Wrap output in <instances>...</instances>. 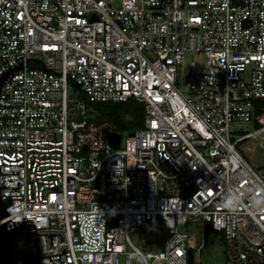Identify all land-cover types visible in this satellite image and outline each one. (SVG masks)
<instances>
[{"label":"built area","instance_id":"built-area-1","mask_svg":"<svg viewBox=\"0 0 264 264\" xmlns=\"http://www.w3.org/2000/svg\"><path fill=\"white\" fill-rule=\"evenodd\" d=\"M4 75L0 223L27 224L41 264H194L190 222L224 264H264V167L238 149L264 125L230 137L260 117L264 0H0ZM68 83L141 104L142 126L69 105Z\"/></svg>","mask_w":264,"mask_h":264},{"label":"rangeland","instance_id":"rangeland-1","mask_svg":"<svg viewBox=\"0 0 264 264\" xmlns=\"http://www.w3.org/2000/svg\"><path fill=\"white\" fill-rule=\"evenodd\" d=\"M202 59L201 56L193 57L190 54L185 55V62L187 63L192 60L200 61ZM80 98H82L81 91L72 87L70 83H68L67 100L69 105H73ZM257 122L259 125H264V113L257 119ZM240 126L241 127H239L237 123L232 124L230 132L231 138L235 139L243 133L249 132L255 128L254 122ZM238 149L247 162L257 167H264V139L257 137L243 140L239 143ZM180 230L187 232L190 238L194 241L196 248L197 246L202 245L198 250L195 247L193 249V255L195 256L194 264L225 263L224 246L219 233L208 231L206 237H204L199 222H190L181 226ZM154 238L156 242L162 243L164 236L156 235ZM131 239L133 242H137L135 236H131ZM143 239H149V237L147 235H142L138 238L139 241H142Z\"/></svg>","mask_w":264,"mask_h":264},{"label":"water","instance_id":"water-1","mask_svg":"<svg viewBox=\"0 0 264 264\" xmlns=\"http://www.w3.org/2000/svg\"><path fill=\"white\" fill-rule=\"evenodd\" d=\"M6 77L7 75L0 77V87ZM107 139L113 148H117L121 134L109 133ZM6 216L5 204L0 198V221ZM206 231H210L209 223L206 225ZM19 242L29 244L30 248H21ZM0 264H41L37 237L24 222L0 223ZM188 264H193L191 251L188 252Z\"/></svg>","mask_w":264,"mask_h":264},{"label":"trees","instance_id":"trees-1","mask_svg":"<svg viewBox=\"0 0 264 264\" xmlns=\"http://www.w3.org/2000/svg\"><path fill=\"white\" fill-rule=\"evenodd\" d=\"M82 99L98 113V120L110 122L117 132L130 133L142 126L143 106L133 100L125 103L90 102L83 94ZM255 106L258 108L255 117L261 116L263 112L260 108H264V99L255 101ZM254 126L255 128L260 127L256 121H254Z\"/></svg>","mask_w":264,"mask_h":264},{"label":"flooded vegetation","instance_id":"flooded-vegetation-1","mask_svg":"<svg viewBox=\"0 0 264 264\" xmlns=\"http://www.w3.org/2000/svg\"><path fill=\"white\" fill-rule=\"evenodd\" d=\"M19 245L21 246V248L23 249H27V248H30V245H24L22 242H19Z\"/></svg>","mask_w":264,"mask_h":264}]
</instances>
